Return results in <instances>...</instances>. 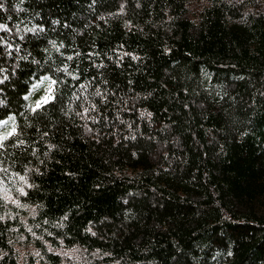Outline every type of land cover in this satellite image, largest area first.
<instances>
[{"label":"trees","instance_id":"16d2710c","mask_svg":"<svg viewBox=\"0 0 264 264\" xmlns=\"http://www.w3.org/2000/svg\"><path fill=\"white\" fill-rule=\"evenodd\" d=\"M0 5V264H264V0Z\"/></svg>","mask_w":264,"mask_h":264},{"label":"rangeland","instance_id":"374dc122","mask_svg":"<svg viewBox=\"0 0 264 264\" xmlns=\"http://www.w3.org/2000/svg\"><path fill=\"white\" fill-rule=\"evenodd\" d=\"M192 8H195V6H192ZM2 195L6 204L14 207L13 210H8L7 214L11 217L14 216L18 224L13 231L12 245L17 253L19 264H42L38 251L34 246L36 235L31 231L27 221L28 216L34 214L33 208L31 205H20L13 195L4 190H2ZM47 248L61 256L59 264H85L97 255L96 251H86L77 245L57 248L47 246Z\"/></svg>","mask_w":264,"mask_h":264},{"label":"snow or ice","instance_id":"6c2138e0","mask_svg":"<svg viewBox=\"0 0 264 264\" xmlns=\"http://www.w3.org/2000/svg\"><path fill=\"white\" fill-rule=\"evenodd\" d=\"M0 6H2V5H0ZM0 27H2V26H0ZM45 102H47L46 100H45ZM39 106V105H38Z\"/></svg>","mask_w":264,"mask_h":264}]
</instances>
